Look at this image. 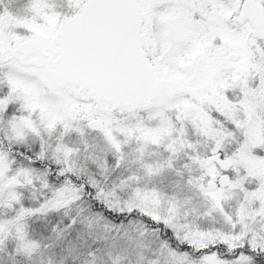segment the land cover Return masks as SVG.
Returning <instances> with one entry per match:
<instances>
[{
    "label": "snow or ice",
    "instance_id": "snow-or-ice-1",
    "mask_svg": "<svg viewBox=\"0 0 264 264\" xmlns=\"http://www.w3.org/2000/svg\"><path fill=\"white\" fill-rule=\"evenodd\" d=\"M0 264H264V0H0Z\"/></svg>",
    "mask_w": 264,
    "mask_h": 264
}]
</instances>
